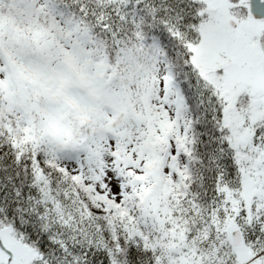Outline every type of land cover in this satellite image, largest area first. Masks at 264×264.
Here are the masks:
<instances>
[{
  "label": "snow or ice",
  "instance_id": "snow-or-ice-1",
  "mask_svg": "<svg viewBox=\"0 0 264 264\" xmlns=\"http://www.w3.org/2000/svg\"><path fill=\"white\" fill-rule=\"evenodd\" d=\"M0 264H264V0H0Z\"/></svg>",
  "mask_w": 264,
  "mask_h": 264
}]
</instances>
